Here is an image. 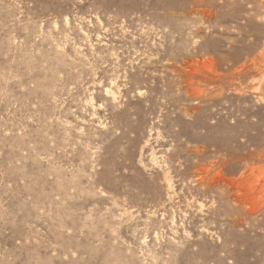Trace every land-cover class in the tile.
<instances>
[{"label": "rangeland", "instance_id": "1", "mask_svg": "<svg viewBox=\"0 0 264 264\" xmlns=\"http://www.w3.org/2000/svg\"><path fill=\"white\" fill-rule=\"evenodd\" d=\"M0 264H264V0H0Z\"/></svg>", "mask_w": 264, "mask_h": 264}]
</instances>
